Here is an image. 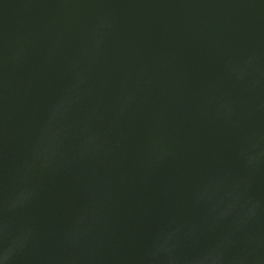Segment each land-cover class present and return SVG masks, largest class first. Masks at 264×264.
I'll use <instances>...</instances> for the list:
<instances>
[{"label": "water", "instance_id": "1", "mask_svg": "<svg viewBox=\"0 0 264 264\" xmlns=\"http://www.w3.org/2000/svg\"><path fill=\"white\" fill-rule=\"evenodd\" d=\"M0 264H264V0H0Z\"/></svg>", "mask_w": 264, "mask_h": 264}]
</instances>
